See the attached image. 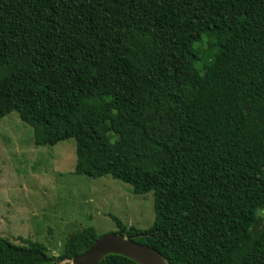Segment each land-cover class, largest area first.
I'll return each instance as SVG.
<instances>
[{
  "label": "trees",
  "instance_id": "1",
  "mask_svg": "<svg viewBox=\"0 0 264 264\" xmlns=\"http://www.w3.org/2000/svg\"><path fill=\"white\" fill-rule=\"evenodd\" d=\"M11 111L37 145L73 138L75 173L153 191L152 224L109 214L114 233L167 264H264V0H0ZM99 236L58 255L0 237V264H61Z\"/></svg>",
  "mask_w": 264,
  "mask_h": 264
},
{
  "label": "rangeland",
  "instance_id": "2",
  "mask_svg": "<svg viewBox=\"0 0 264 264\" xmlns=\"http://www.w3.org/2000/svg\"><path fill=\"white\" fill-rule=\"evenodd\" d=\"M75 159L73 138L37 145L32 127L16 111L0 117V237L14 244L37 241L58 255L83 228L99 235L116 231L109 214L141 229L152 224L153 191L135 194L109 174H77Z\"/></svg>",
  "mask_w": 264,
  "mask_h": 264
},
{
  "label": "water",
  "instance_id": "3",
  "mask_svg": "<svg viewBox=\"0 0 264 264\" xmlns=\"http://www.w3.org/2000/svg\"><path fill=\"white\" fill-rule=\"evenodd\" d=\"M107 254H119L137 264H167L153 248L114 232L100 235L87 250L74 255L71 264H98Z\"/></svg>",
  "mask_w": 264,
  "mask_h": 264
}]
</instances>
